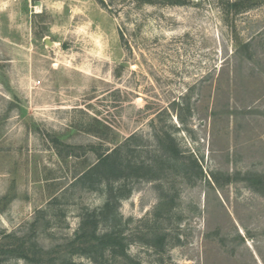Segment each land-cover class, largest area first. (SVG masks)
<instances>
[{
	"label": "rangeland",
	"instance_id": "rangeland-1",
	"mask_svg": "<svg viewBox=\"0 0 264 264\" xmlns=\"http://www.w3.org/2000/svg\"><path fill=\"white\" fill-rule=\"evenodd\" d=\"M171 1L0 0V239L65 243L105 201L74 183L98 152L133 135L134 156L151 158L168 131L205 176L130 181L118 206L127 254L264 264V184L243 180L264 181V0L239 12L236 0ZM161 193L174 204L154 219ZM152 228L162 249L145 242Z\"/></svg>",
	"mask_w": 264,
	"mask_h": 264
},
{
	"label": "trees",
	"instance_id": "trees-1",
	"mask_svg": "<svg viewBox=\"0 0 264 264\" xmlns=\"http://www.w3.org/2000/svg\"><path fill=\"white\" fill-rule=\"evenodd\" d=\"M139 1L153 2L154 0ZM252 1L236 0L228 6L235 12H239L251 7ZM171 2L181 3V0ZM54 140L60 144L57 137H54ZM132 140L133 135L110 151H99L97 161L75 179V184L80 183L87 189L105 192L106 198L100 208L83 213L79 227L72 238L57 247L46 250L32 237L33 233L22 236L12 233L4 234L0 239V264L3 260L12 257L22 258L34 264H75L72 259V255L75 254L89 257L94 264H104L107 253L113 257L121 256L125 264H141L127 254V237L120 226L122 218L119 215L118 206L121 199L128 197L132 191L129 182L132 180L155 181L161 187L159 182L163 181L162 179L171 171L179 173L188 182H195L205 175L198 157L191 154L187 160L181 159L182 154L168 131L157 133L156 149L151 158L134 156L135 146ZM226 179L230 180L231 177L227 176ZM243 180L252 181L251 185L254 186L256 183L264 184L263 179L256 176L252 178L245 176ZM255 188L264 193V189L261 190L257 186ZM173 204V198L168 200L166 195L161 193L160 201L154 211V219H159L165 212L170 211ZM101 226L104 227L102 231ZM149 234L145 242L162 249L165 234L160 233L157 228H152Z\"/></svg>",
	"mask_w": 264,
	"mask_h": 264
}]
</instances>
